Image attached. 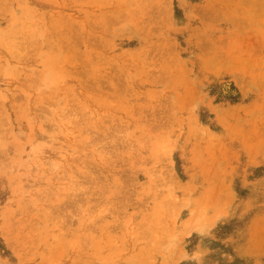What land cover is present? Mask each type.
<instances>
[{"label": "rangeland", "instance_id": "rangeland-1", "mask_svg": "<svg viewBox=\"0 0 264 264\" xmlns=\"http://www.w3.org/2000/svg\"><path fill=\"white\" fill-rule=\"evenodd\" d=\"M0 264H264V0H0Z\"/></svg>", "mask_w": 264, "mask_h": 264}, {"label": "bare ground", "instance_id": "bare-ground-1", "mask_svg": "<svg viewBox=\"0 0 264 264\" xmlns=\"http://www.w3.org/2000/svg\"><path fill=\"white\" fill-rule=\"evenodd\" d=\"M52 56V55H51ZM57 56V55H56ZM50 57L48 56V58L46 59V60H48ZM53 58V57H52ZM57 58V57H56ZM66 59H67V57H66ZM68 59H69V61L70 60H72V57H68ZM50 60V59H49ZM54 60H55V58H54ZM60 60V59H59ZM52 61H53V59H52ZM56 61V60H55ZM54 61V62H55ZM48 62V61H47ZM50 63V62H49ZM56 65V64H55ZM57 77H58V75H57ZM237 81L241 84V85H246V83H247V80L245 79V77H243L242 75H238L237 76ZM49 138V137H48Z\"/></svg>", "mask_w": 264, "mask_h": 264}]
</instances>
